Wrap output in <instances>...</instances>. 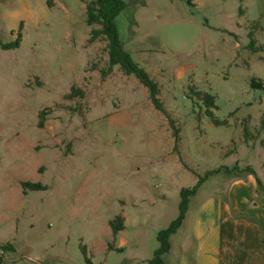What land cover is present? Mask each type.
<instances>
[{
	"label": "rangeland",
	"instance_id": "374dc122",
	"mask_svg": "<svg viewBox=\"0 0 264 264\" xmlns=\"http://www.w3.org/2000/svg\"><path fill=\"white\" fill-rule=\"evenodd\" d=\"M88 1L0 0L4 264H152L158 232L200 175L236 167L201 185L189 217L247 166L264 191V0H125L120 39L159 84L162 108L135 74L115 66L102 78L107 40L92 38ZM195 244L188 218L165 263L195 257Z\"/></svg>",
	"mask_w": 264,
	"mask_h": 264
},
{
	"label": "crops",
	"instance_id": "0c3cea01",
	"mask_svg": "<svg viewBox=\"0 0 264 264\" xmlns=\"http://www.w3.org/2000/svg\"><path fill=\"white\" fill-rule=\"evenodd\" d=\"M230 176L225 193L202 199L190 217L188 209L196 254L180 264H264V191L254 174Z\"/></svg>",
	"mask_w": 264,
	"mask_h": 264
},
{
	"label": "trees",
	"instance_id": "16d2710c",
	"mask_svg": "<svg viewBox=\"0 0 264 264\" xmlns=\"http://www.w3.org/2000/svg\"><path fill=\"white\" fill-rule=\"evenodd\" d=\"M126 8L125 0H89L87 2L86 9V21L88 25L92 26V38L98 39L103 38L107 40V44L105 46V51L107 53V61L106 65L101 68L102 78H107L114 70L115 66H119L123 73L130 75L135 74L139 80L145 84L149 91L150 96L153 103L158 107L162 108L163 104L159 98L160 88L159 84L150 76V74L146 71L144 67H142L139 63H137L131 56V54L125 49V45L119 36V30L117 26V17L123 12ZM21 34L16 41L4 44L3 46L6 48L15 47L19 45ZM250 47L253 51L257 50V46L255 45V41L252 40ZM97 66V63L94 64V67ZM263 83L261 81L253 80L254 86H261ZM76 94H80L82 96L85 95L84 90L76 89L72 91L70 96H74ZM213 96L210 94H206L203 100L207 105L206 112L212 116V111L210 109L213 106ZM47 109L42 111L40 121V125H43L44 113H46ZM215 122L220 123V121L215 120ZM236 167L230 168L228 166H221L214 170L207 171L204 175H200L198 182L190 187H184L181 190V202L179 206V214L175 219L171 221V223L161 229L158 232V240L160 242V246L156 251L155 257L151 260L152 264H166L163 259V254L168 253L171 250V237L176 234L178 230L182 227L186 214L189 209L191 198L197 194L201 185L213 174H219L222 172L232 173L235 171ZM246 174H254L257 178V182L259 185V191L262 194L261 189V180L257 177L255 173V169L251 166L246 167ZM23 185L30 189H46L47 186L42 183H33V182H23ZM249 219H252L258 222L257 219L243 216ZM259 223V222H258ZM114 232L118 233L119 231L125 228V219L123 216H118L111 222ZM262 232H264V225L260 224ZM3 250L14 249L12 243L2 246ZM83 250L86 251V248L83 246ZM0 264H4V259L0 256Z\"/></svg>",
	"mask_w": 264,
	"mask_h": 264
}]
</instances>
